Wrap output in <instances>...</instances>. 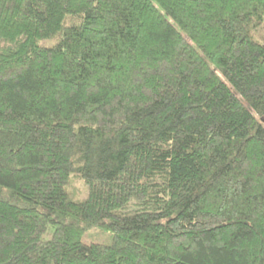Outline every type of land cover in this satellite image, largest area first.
I'll return each mask as SVG.
<instances>
[{"label":"trees","instance_id":"16d2710c","mask_svg":"<svg viewBox=\"0 0 264 264\" xmlns=\"http://www.w3.org/2000/svg\"><path fill=\"white\" fill-rule=\"evenodd\" d=\"M0 264H264V0H0Z\"/></svg>","mask_w":264,"mask_h":264},{"label":"rangeland","instance_id":"374dc122","mask_svg":"<svg viewBox=\"0 0 264 264\" xmlns=\"http://www.w3.org/2000/svg\"><path fill=\"white\" fill-rule=\"evenodd\" d=\"M70 190L73 193H75L78 197H81L82 195H84V192H85V189L81 181H79L78 179H75L72 182V186ZM74 200H77V199L74 198ZM46 238L48 239L49 236H47ZM111 240L112 238L110 234L106 232H102L98 230L97 228L90 229L83 235V238H82V241L86 244L97 243V244L109 245L111 244Z\"/></svg>","mask_w":264,"mask_h":264}]
</instances>
